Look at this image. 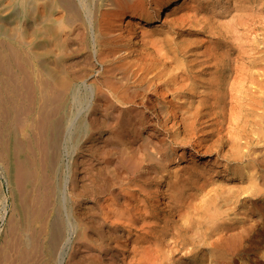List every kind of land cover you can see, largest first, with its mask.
<instances>
[{"label":"bare ground","instance_id":"obj_1","mask_svg":"<svg viewBox=\"0 0 264 264\" xmlns=\"http://www.w3.org/2000/svg\"><path fill=\"white\" fill-rule=\"evenodd\" d=\"M180 1L0 0V150L22 178L7 264L67 246V264L257 261L264 49L243 40L264 0H221L223 44L179 33Z\"/></svg>","mask_w":264,"mask_h":264},{"label":"rangeland","instance_id":"obj_2","mask_svg":"<svg viewBox=\"0 0 264 264\" xmlns=\"http://www.w3.org/2000/svg\"><path fill=\"white\" fill-rule=\"evenodd\" d=\"M222 3L223 2L221 0H181L177 4L176 7L172 8L171 16H172V19L174 20V18L180 17V14H182V13L184 14L185 12H187V14H185L186 16L185 15H181V17H185V19H184L185 22H180L179 23L180 28L181 27L183 28V29H181V31H179V33H182V32L183 33L184 32L191 33V34L193 33L198 38L209 37V38H212L217 43L223 44L226 40H229V36L226 34L225 29L221 28L222 22L224 21L222 19L228 17V15H229L230 11L232 10V8H229L227 12L222 11V10L224 8L226 9L228 7H233L234 4L231 2V0H229V3H227L225 5V7L223 8L221 6ZM207 5H209V6H207ZM220 7H221V9H220ZM181 8L184 9L182 11V13L180 12ZM212 8H213V11H212ZM3 10L4 9L0 8V19L3 18L7 13L10 14V10H7V12L5 10L4 11ZM200 13H202V14H200ZM224 13H226V14H224ZM232 15H233V13H232ZM202 16L206 17L210 21V23H211L210 25L211 26H206L205 24H201L202 23L201 22V18H203ZM214 19H216L218 21H215ZM219 20H221V21H219ZM251 22L252 23L249 24V27H248V25L246 26L247 29L245 30V37H244V40H243L245 42V47H247L248 50L252 48V51L249 53L250 55L252 53H254L255 51H261V50L264 49V8H263L262 12H258L257 15L254 14L251 17ZM176 31H178V30L176 29ZM10 32L11 33L15 32L14 26L11 28ZM3 40H4V37H3L2 34H0V43H2L1 41H3ZM258 44L260 46H258ZM242 57H243V60H244L247 57V55H242ZM247 61H249V60H247ZM244 65H246V64H244ZM152 124H155V123H152ZM28 125H29V123H28ZM13 126L15 127V129H17V131L19 129L18 132H20L21 127H19V122L17 120L14 121ZM19 135L20 134L18 133V136ZM34 141L32 143L33 147H35V145L37 146V144H38L37 143L38 141H35V143H34ZM0 145H3V144L0 143ZM39 156H38V159H41V155H39ZM0 157H1V159L3 158V151H1V150H0ZM64 158L65 159H63V160L65 161V163H68L67 157H64ZM1 159H0V194H1L0 195L1 196L0 199L1 198L2 199L0 200V213H1L0 217L2 216V218L0 219V261H2L3 264H7L2 259H4L3 257L6 254H8L10 257H12L14 255V251L16 250L17 246L13 247V245H15L16 243H19L18 244V246L20 245L19 247H21L23 245V243L20 244V242H17L18 237L15 235L16 234L15 231L17 232V230L14 228L15 221L18 219V217L16 215L17 212L15 211L16 210L15 207H16L17 204L15 205L14 203H16L17 200H18L17 197L19 195V192H17V191H20V189L22 188L18 184L19 183L18 181L19 180L21 181L22 178L18 180L19 177L17 176V174H19V171H20V168H17V167H20V166H18L15 163L16 165L15 164H13V165H15L16 168L14 169V166H13L10 169V164H9V168L6 167V166H8L7 165L8 163H6V161L8 162V160H6L5 157L2 160ZM38 159L36 160V163L38 164L37 166L39 167V164H40L41 161L38 160ZM42 159H43V157H42ZM4 160H5L6 164L4 162L2 163V161H4ZM41 166H42V164H41ZM3 168H5V170ZM8 169H10V170H8ZM39 169H41V168H39ZM11 172H13V173H11ZM15 173H17V174H15ZM10 174H12V175H10ZM19 175L21 177V172H20ZM69 175L70 174L67 172V180H69ZM11 176H12V178H11ZM21 182H20V184H22ZM68 183L69 182L67 181L66 192L68 190ZM14 191H15V195L17 196L15 198H14ZM21 193H22V189H21ZM21 193H20L19 198H21V196H22ZM13 198H14V200H13ZM15 199H16V201H15ZM2 200H4V201H2ZM20 200L21 199H19V202H20ZM1 201L3 203V207L1 206L2 205ZM1 207L3 209H1ZM12 210H13V212H12ZM14 229H15V231H13ZM10 234L12 235V237H11ZM16 237H17V239H15ZM73 237H74V234L72 236H70V239H71L70 241H72ZM19 238H20V240L23 241V237L22 236H20ZM260 247H262V248H260V252L258 254V258H257V261L255 263H252L251 260H250V262H246L245 259L251 258L250 256H248L249 258L247 256H245L244 257L245 259L243 258V260H240V261L244 262L243 264H245V262L247 264H264V244H261ZM67 250H68V252H67L68 255H65L66 258L63 260V262H64L63 264H67L68 260L70 259L69 258V253H70V247L69 246H67ZM11 254H13V255H11ZM0 264H1V262H0ZM235 264H240V263L239 262H235Z\"/></svg>","mask_w":264,"mask_h":264}]
</instances>
